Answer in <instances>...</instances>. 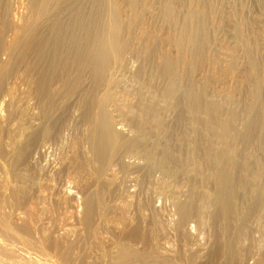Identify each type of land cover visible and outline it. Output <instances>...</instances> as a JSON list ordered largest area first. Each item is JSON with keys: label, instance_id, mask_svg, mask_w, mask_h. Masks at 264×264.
<instances>
[{"label": "rangeland", "instance_id": "374dc122", "mask_svg": "<svg viewBox=\"0 0 264 264\" xmlns=\"http://www.w3.org/2000/svg\"><path fill=\"white\" fill-rule=\"evenodd\" d=\"M63 1L59 3H62ZM120 1L122 2V5H126L128 2L127 0V2H124L125 0ZM135 1H137L136 5L134 6L132 4V8H129L131 6H127L125 11V15H127V17L120 16L121 20L120 18L118 20L116 15L114 16L116 19L113 18V14L116 13L114 11L116 10L115 7H113L114 3L112 0H66L62 4H51L49 7H52L53 9L50 10L48 7L49 9H46L45 12L39 11L42 4H45L44 0H0V19L4 22L6 21V24L3 21H1L0 24V29H2L0 30L2 40H0V64L7 61L15 63V68H13L14 71L12 70L10 75L0 81V179L3 177H10L9 183L14 184L13 182L16 183V181H14L16 180L15 174L20 171L32 174L35 180L33 181L32 179V185L33 182L36 183H34L36 186L31 185V188H28L29 190L26 191V193L29 192L28 195L25 193L22 196L19 195L20 197L12 192V189L10 188V185L12 184H9L7 188H3L2 191L4 194L0 195L1 216L10 219V214L12 215V213L21 212L20 214L22 215L26 214L25 212L28 211V207H31L30 204L33 203L32 208L36 207V203L39 201L37 197L42 191L45 196L44 202L47 206V213L43 216L52 219V221L59 219L60 212L63 207H65L69 212H77V215L81 217V213L84 210V203L86 201L91 199L95 204L102 201L105 203V215H103V217L106 222L104 221L105 223H103V218L99 219V217H97L99 214L97 216L95 215V221L92 223L97 227V236H94V238L92 237L93 235H91L89 231L90 228L86 223L80 224L75 221L77 225H74L79 229L76 227L77 230L75 229L76 233L74 234H76L77 237L73 236L74 238H72L75 241L70 243L71 252H74L75 256L74 258L68 257L61 260L58 257H52L54 256L52 250L47 249V254L54 259L56 262L55 264H117L121 261V255L123 252L122 245L128 244L134 248L138 247V250L141 248V250H147L150 248L149 245L153 247L152 243L156 249L157 247H160L159 255L164 254L166 256V254H168L167 256L177 257V264L178 262L179 264H224L225 262L223 261H226L227 259L224 254L219 253V246L216 244L217 236L214 225L209 221V224L200 226L191 218L184 224L185 226L182 229V232H177L174 225H176L175 222L177 221L178 214L174 203L169 197L160 194V196H158V189L154 186L159 185L160 183H169L180 187L181 191H185V187L181 185L180 182L173 183L168 174L165 172L164 174L162 169L156 167V164L153 166L154 163L152 164V162L145 158V155L137 149H124L126 152L123 149V152H120L121 150L117 151V154L115 153L114 155L115 157H112L114 159H112V161L108 163L109 166L107 165L105 168L103 166V161L98 158L96 152L93 150V146L97 142V136L94 131L98 132L99 128H102L101 122H99L100 126L95 123L94 127L90 124L88 116L94 114L96 115V113L100 116L103 114L104 116L107 115L106 117L107 119L109 118L108 121L111 124H108L109 129L113 132L115 131L121 140L132 139L137 135H142L145 130L149 133V130H147L149 122H146L147 124H142L145 127L141 125V122L137 123L135 120V114L137 111L134 113V110L136 109L135 107H137L140 98L143 96L148 97L150 94L149 96L154 98L153 103L156 104L155 106L157 109L161 110L155 111L156 117L154 121H152V124L154 123L159 125V129L156 130L157 133L150 132V134H148L145 131L146 134L144 133V135H146L145 137H147V139L159 137L161 138L160 140H162V138H166L168 140H166L167 144L169 143L173 148H175V144L179 141L178 139L181 136L190 135L189 137L195 138L200 135V129H194L191 132L192 127L187 130L188 126L184 121V124L181 123L182 120L178 122V120L182 117L180 113L183 112V104H186L187 102L184 95L182 94L183 97L180 95L182 91H184L185 86L178 84L177 87L180 85L184 87L182 89H179L181 86L178 89L176 88L177 91L174 95L169 97L164 96L167 79H164V77L160 75L158 76L156 66H154L157 64V56L156 54L154 55V53H157L158 55L159 50L169 51L170 53L174 46L171 43H166L169 45H166L165 43L162 45L163 43L160 44L161 42L155 41L156 45L155 42H153L151 44L152 46L149 45L150 47L148 46L147 48V50L150 48L149 51L143 53L141 35L138 36V33H141L138 30L149 27L156 30L155 34L159 33L158 36L162 34L163 28L165 27L166 29L168 27L171 28H168L169 33H185L187 36L189 33L188 37L192 39L196 38L195 40L198 44H196V48L189 47L187 49L188 54L193 53L189 56H193L197 50H200L203 47V51H208L210 52V56L218 58V62L216 64L218 69H221L224 66L225 60L228 58V50L224 46L217 45L213 39H216L217 36L223 40H229L230 37L237 38V34L239 33L238 31H243L242 33L247 35L250 40L253 39L252 42L259 47V51L261 50L260 52L258 51V54L261 56V59L259 57V59L257 58L259 61L257 62L259 64L260 61L262 62V57L264 56V0H152V3L154 4L151 3V0ZM144 1L145 4L146 2L148 3L146 4L147 6L144 5ZM189 2H195L196 4L200 3L201 6L205 7L204 9L207 10V12L209 11L212 14L214 13L213 15L211 13L209 14L215 18L213 22L208 20V25L206 24V27L203 29L200 28L199 31V25L196 22V25L195 23L192 25L197 28L193 26L195 29H189L191 32L187 30L188 27L186 26L189 24L187 20H190L188 19L189 17H187L189 16V13L187 12L190 4ZM168 4L169 6L172 5V9L167 6ZM227 5L230 7H227ZM55 6L57 7L55 8ZM143 7L144 9L147 7L148 11L147 9L142 10ZM165 7L170 10L166 11V9H164ZM173 7L175 9L178 7V11L176 10L175 12ZM226 9H230V11H227ZM48 10L50 12L47 13ZM171 10L174 11V18L173 15L171 16L169 14V11ZM37 11L40 14H37ZM143 11H145L144 14L142 13V16L146 19H144L145 23L144 21L143 23L138 21L139 23L137 22L135 26L134 22V26L132 27H134V31L136 32L132 31L128 34L127 30H125L127 27V20H134V18L140 16V12ZM137 13L139 14L137 15ZM230 13L231 17H229ZM36 14L37 24L34 26V29L36 30L33 29V33L36 35L39 32L40 33L37 35L38 37H35L36 35L34 34L33 35L37 41H35V44H37L38 49H33L34 51L30 49L33 52L32 53L28 48L24 51L22 58L24 56L25 57L23 59L21 58V61L17 58L14 59L16 55L13 49L9 47V43L17 35V37L22 36L23 32L21 31L24 29L23 26L30 23V21L32 22ZM164 14H167L168 16H165ZM255 16L259 19L258 22H255L254 20L252 22L251 19L253 18L251 17L255 18ZM172 18L176 20H172ZM117 21H121L122 27L120 28V31H118V28H115L116 26H114L117 25L115 24ZM254 22L256 26L254 25ZM71 23L72 25H70ZM212 24H216L217 28ZM123 26H126L125 29ZM183 28L188 31V33L183 30ZM256 28L257 30L260 28L258 31L256 30L258 33L254 31ZM4 29L6 30L4 31ZM67 29L69 30L67 31ZM57 31L60 32L58 33ZM47 33L49 34L47 35ZM63 33L65 38L62 36ZM115 35L117 39L119 38L118 41L115 40L116 38L114 39ZM214 35H216L215 38H213ZM52 36L54 37L52 38ZM238 36L240 38L239 40H241V35L238 34ZM127 38L130 39L132 43H129L130 40ZM60 39L62 42H60ZM254 39L257 40V43ZM124 40L128 41V44L131 45L128 46L129 49L127 48L120 53L116 50V47H118V45ZM116 42L119 43L117 44ZM259 44L261 47L258 46ZM100 46L101 49H99ZM152 47L155 51L152 50ZM156 48L158 49L156 50ZM151 51L154 53L152 54ZM243 53L244 54L235 55L234 57V61L236 62L238 68L240 65V67H243L245 63H247L246 61H248V57L245 55V52ZM13 59L15 61H13ZM102 61L104 62V65H106V63H110L111 66L105 67L103 64L102 65L104 67L100 66ZM112 63L115 64H113V67ZM186 64L187 66L184 65L186 66L184 70L188 71L189 68L190 70L192 69V77L194 75L195 79H197L196 81H201V76L203 75L205 77L209 72L206 67L204 68L205 70L202 68H199V70L198 67H194L195 65L192 66L193 64ZM258 64L257 68L261 69L263 63H260L262 66ZM115 67L117 69H115ZM103 68L105 71L101 70ZM195 68L196 71L194 70ZM199 73L202 75L199 76ZM145 81L149 84H146ZM107 83H109V85ZM228 84L230 83L228 82ZM208 91L209 90H207L205 94H208V97L210 98L212 95H209L211 92ZM206 95H204L206 97H204V99H209ZM163 97H165V99ZM163 100H166L165 102L168 105H166L167 109ZM128 112H130V115ZM198 113L194 112L195 116L196 114L197 116L201 114L200 112ZM233 120H235V117ZM196 121L197 120L195 119L193 122L196 123ZM197 123L199 124V122ZM197 123L194 125H197ZM237 124L238 119L233 121L234 128L238 126ZM96 125L98 127H96ZM140 125L141 127H139ZM91 126L96 130H94ZM185 126L186 128L184 129ZM42 127H46V131L41 134L39 131ZM238 127L235 128V130H237L234 131V133L239 131L241 128ZM136 130L137 134L135 133ZM194 131H196V133H194ZM203 131V134H201L206 137L211 132L213 133L212 130L204 129ZM17 132L18 134H16ZM212 133L208 138L214 137V134ZM162 143L165 142L162 141ZM238 144L240 143H235L236 151L241 147L244 148V145ZM147 164L150 167L153 166V168L151 167L149 170V166ZM143 165H145L144 168H142ZM20 172H18V174ZM87 172L89 175H87ZM108 177L111 179L113 178L110 184L108 182ZM145 177L148 178L146 179ZM63 188H66L71 192L68 193L69 197H67L64 204L61 205L58 204V200L60 198V192H63ZM9 191L12 193L10 194ZM156 196H158L159 199ZM124 197L125 199H128V203L132 202L128 205L131 212L129 209H126V217H128V215L130 217L133 216L132 218L135 217L134 215L137 214V208L134 206V203L138 202V200H140L139 202L147 203V209L142 211L145 216L146 214H150V212H154V214H156L155 219L157 221L159 220V227H163L160 229L162 230L161 232L158 230L159 233L157 232L156 238L150 240L147 239L149 242L145 240L139 241L138 239L130 237L127 232H120L122 227L120 224H113V226H121H117L118 228L111 226L112 221L118 220L121 217V214L119 213L121 211L117 205L123 203L125 200ZM167 198L171 201L169 202ZM116 202H118V204L115 205ZM152 206L157 208L154 209ZM30 207L29 209H32ZM78 207L79 209H77ZM74 208H76L77 211ZM133 210L136 211L135 214ZM4 214H8L9 216L7 217V215ZM149 216H147V218ZM99 222L102 223L100 224ZM0 227H2V225H0ZM12 230L23 238L28 237L25 231L19 228L18 225H12ZM191 230L193 232H191ZM146 235L148 236V234ZM254 235H257V237ZM258 235L260 234H253L252 238L259 239L258 237L260 236ZM160 239H162V241ZM12 241L14 242L12 243L13 245L15 244L14 246L16 248L19 246L22 247L19 242L17 243L14 240ZM249 241L242 249L243 256L241 264H258L261 254L264 253V236L260 237V245L256 252H251L249 250V246H251L249 244H251L253 240ZM156 243L157 245H155ZM160 244L165 245L166 248L164 246L162 247ZM183 248H185L187 254L192 255L194 260H192L191 263L183 258H178L180 256V249ZM20 249L21 248L19 247L18 250L23 252L22 249ZM118 249L121 251V254H119ZM29 252H31L30 255L32 257H35L32 255V253H34L32 250ZM232 264H237V262H233Z\"/></svg>", "mask_w": 264, "mask_h": 264}, {"label": "bare ground", "instance_id": "6f19581e", "mask_svg": "<svg viewBox=\"0 0 264 264\" xmlns=\"http://www.w3.org/2000/svg\"><path fill=\"white\" fill-rule=\"evenodd\" d=\"M61 1H63V0H44L45 4L44 5L42 4V7L39 9V11L45 12V10L49 9V8L51 10V9H53L52 7H49V6H51V4L52 5L55 3L58 4ZM65 1L66 0H64L63 2H65ZM112 1L114 3L113 7H115V10H116V11H114L116 13L113 14V18L116 19V17H114L116 15L118 20H119V18L121 20L120 16H126L127 17V15H125V11H126L127 6H131L132 4L135 6L136 2H137L135 0H127L128 1L127 2L125 0L124 2H127V4L122 5V2L120 0H112ZM134 2H135V4H134ZM62 3H59V4H62ZM151 3H152V0H151ZM189 3L190 4L188 6V11H187L189 13V16H187V17H189L188 19H190V20L189 21L187 20V22L189 24L186 23L187 24L186 27H188L187 30L194 28L195 26L192 24L195 23V25H196V22L199 25L198 31L200 30V28L203 29L204 27H206L208 20L210 22H213V20L215 18H213L212 16L209 15L211 12H209V11L207 12V10L204 9L205 7L201 6L200 3H198V4H196L195 2H189ZM141 4H143V3H141ZM146 4H148V3L146 2ZM146 4L144 1V5H146ZM152 4H154V3H152ZM228 5H227V7H230ZM167 6H169V4ZM171 6H169V7H171ZM0 7H1V5H0ZM56 7L57 6H55V8ZM129 8H132V6ZM143 9H144V7L142 8V10ZM145 9H147V7ZM164 9H166V7ZM170 9H172V7ZM170 9L167 8L166 11L170 10ZM177 9H178V7L175 9V12ZM142 10H140V11H142ZM228 10L230 11V9H228ZM147 11H148V9H147ZM48 12H50V11L48 10L47 13ZM114 12H112V13H114ZM144 12L145 11L140 12V16H137L136 18L133 17L134 20L127 18L128 19L126 22L127 27L125 26L126 29L124 26L123 27L125 30H127L128 34L131 33L132 31L136 32V31H134V27H132V26H134L133 25L134 22H135V26H136V23L138 21L139 22L141 21L143 23L145 18H144V16H142V13L144 14ZM173 12L174 11L171 10V11H169V14L171 16L173 15V18H174ZM36 13L40 14L38 11ZM177 13H179V12H177ZM182 13H184V12H182ZM188 13H187V15H188ZM231 13H230V16L229 15H227V16L231 17ZM37 14L35 15L34 19L32 18L33 19L32 22L31 21H30V23L27 22L28 24L23 26L24 29H23V31H21V32H23L22 36L17 37L18 36L17 35L9 43V47L13 49V51L15 52V55H16L14 59L17 58L18 60H20L22 58L24 51L27 50L28 48H29V50L30 49L33 50V49L37 48V44H35L37 42L35 37H38L37 35L40 32L37 35L33 33L34 26L37 24V17H36ZM138 14L139 13H137V15ZM38 16H40V15H38ZM165 16H168V15L166 14ZM225 16H226V13H225ZM173 18H172V20H176ZM232 18H233V16H232ZM251 18H253V19H251L252 22H253V20L255 22L259 21V19L256 16H255V18L254 17H251ZM6 20H8V19H6ZM1 21H3V20L0 19V24H1ZM172 22H175V21H172ZM255 22H254V25H255ZM144 23H145V21H144ZM261 23H263V22H261ZM115 24H117V25H114V26H116L115 28H118L119 29L118 31H120V28L122 27L121 21H119V22L117 21V23H115ZM70 25H72V23ZM212 25H214V24H212ZM169 26H170V24H169ZM214 27L217 28V25L215 24ZM168 28L167 29H166V27L163 28V31L161 30L162 34H160L159 36H158L159 33L155 34L156 30L151 29L149 27H145L141 30L139 29L138 31H140L141 34L138 33V36L141 35L142 52L144 53V52L149 51L150 48L147 50L148 46L149 45L152 46L151 44L155 41L161 42L160 44L163 43L162 45H164V43L165 44L171 43L174 46L172 51L170 50L172 53L171 52L169 53V51L167 52V51H160L159 50V53L157 55V53L153 52L154 55L156 54V56H157V58H156L157 64L156 65L153 64V65L156 66L158 76L160 75V76L164 77V79L165 78L167 79V84H166L165 89H164L165 90L164 96L169 97L171 95H174V93L177 91L176 88L178 89L181 86L179 89H182L185 86L184 91H182V93L180 92L181 93L180 95L182 96V94H183L184 98L187 99V102L185 101L186 104H183L184 105V107H182L183 112L180 113V115H182V117L180 118V120H178V122L182 120L181 123H183V121H184L186 123V125L188 126L187 130L192 127L191 132L194 129H196V130L200 129L201 133L203 134L204 129L205 130H212L213 133L212 132L211 133L214 134V137L208 138L209 135L211 134L210 132H209L210 134L207 135V137H206V136H203L199 131H197V132H199L200 135L196 136L195 138L189 137L190 136L189 134H188L189 136H187V135L181 136V137L179 136L180 138L178 139L179 141L175 144V148H173L169 143L167 144L168 140L166 138L165 139L162 138V140H160L161 138L158 137L159 138L158 139L156 137L154 139L148 138V139H150V140H148L147 137H145L146 135H144L146 130L143 131L144 133L141 132V133H143L142 135H137L132 139L121 140L118 137V135L115 133V131L113 132L109 129L108 124H110V122L108 121L109 118L107 119V117H106L107 115L104 116V114H103L102 116H100L99 114L96 113V115L94 114V115L88 116V120L92 126H94L95 123L97 125H99V122H101V127H102V128H99V130L97 129L98 130V132H97V131H94L96 129L91 126L94 129L93 131L96 133V136H97V142L93 146V150L96 152L98 158L103 161V166L105 168L107 165L109 166L108 163L110 161H112V159H114L112 157L115 155V153L117 151L121 150L120 152H123L122 149L124 150V149H129V148L137 149V150L141 151L145 155V158L150 160L152 162V164L154 163L153 166L156 164V167H159L160 169H162L163 173L165 172L166 174H168L171 177L170 179H172L173 183L180 182V184L185 187L184 188L185 191L184 190L181 191L180 187L174 186V185L169 184V183H160L159 185L154 186V187H157V189H158V192H159L158 196L163 195V196L169 197V198H171V200L174 203L175 209H176L177 214H178L177 221L175 222L176 225H174L176 227L175 228L176 231L182 232V229L185 226L184 224L187 222V220H189L191 218L193 220H195L197 222V224H199L200 226H202L204 224H209V221H210L215 227V232H216V236H217V238H216L217 243L216 244H217V246H219V253L224 254L226 259H227V260L224 259L226 261H223V262H225L226 264H232L233 262H237V264H241L242 256H243L242 255L243 247L246 244H248V241L251 239V240H253V242H251V244H249L251 246L248 245L250 248L249 250L251 252H256L258 250L259 245H260L259 244L260 237L264 236V56H263L264 53L262 55L263 56L262 62L260 61L261 64L263 63V66H262V65H260V63L258 64V62H259L258 59L261 57L258 54L259 47H257V45L254 44V42H252L253 39L250 40V38L247 35L242 33L243 31L242 32L238 31L239 32L238 34L241 35V40H239L240 38H239L237 32H236V34H237L238 39L230 37L229 40H223L219 36H217V37H216V35H214V37L211 36L213 38L216 37V39H213V40L216 42L217 45L224 46L228 50V54H227L228 58L225 60L224 66L221 69H218L216 67V64L218 62V58L210 56V52H208V51H203V47H202V49L197 50V52L195 51L196 53L193 56H189L193 53L188 54L187 49L189 47H195L196 48L197 47L196 46L197 41L195 40L196 38L195 39L193 38L196 41L195 42L192 38L188 37L189 36L188 31H186L183 28V30H185L188 33V36L185 35V33L173 34V32L172 33L168 32ZM195 28H197V27H195ZM37 29H38V27H37ZM70 29H71V27H70ZM164 29H166V30H164ZM169 29H171V28H169ZM176 29H177V27H176ZM0 30H2V29H0ZM5 30L6 29H4V31ZM34 30H36V29H34ZM68 30L69 29H67V31ZM239 30H241V29H239ZM256 30H257V28L254 31H256ZM189 31L191 32V30H189ZM51 32H52V30H51ZM175 32H176V30H175ZM201 32H202V30H201ZM2 33H3V31H2ZM70 33H72V32H70ZM33 34L36 36L34 37ZM48 34L49 33H47V35ZM115 34L117 35L116 32H115ZM236 34H235V36H236ZM63 35H64V33L62 34V36ZM116 35H115L114 39L116 38ZM53 37L54 36H52V38ZM193 37H195V36H193ZM253 37H254V35H253ZM255 37H256V34H255ZM55 38H56V36H55ZM118 39L116 38L115 40L118 41ZM121 39H123V38H121ZM256 39H254V40H256ZM0 40H1V31H0ZM37 40H38V38H37ZM128 40H130V39H128ZM60 42H62L61 39H60ZM130 42H131V40L129 41V43ZM256 43H257V40H256ZM204 44H205V42H204ZM129 45H131V44H128V41L124 40L121 44L118 45V47H116V50L121 53L124 50H126ZM155 45H156V42H155ZM166 45H169V44H166ZM258 46H260V44ZM15 49H16V51H15ZM99 49H101V46ZM157 49L158 48H156V50ZM159 49H160V45H159ZM139 50H140V48H139ZM152 50L155 51V49H153V47H152ZM163 50H166V49H163ZM206 50H208V49H206ZM31 52H30V54H31ZM243 52H245V55L248 57V61H246L247 63H245L244 66L242 65L243 67H240L241 66L240 65L238 68L236 62L234 61V57H235V55L244 54ZM28 53H26V54H28ZM151 53H152V51H151ZM50 54H51V52H50ZM241 56H243V55H241ZM14 59H13V61H15ZM103 60H104V58H103ZM11 61H12V59H11ZM93 61H95V60H93ZM151 62H152V60H151ZM234 62H235V64H234ZM103 63L104 62L102 61L100 66H103L104 65ZM186 63H190L191 65L193 64L192 66L195 65L194 67H198V69L199 68L204 69L206 67V68H208L207 70H209V72H208L207 76H205V77L199 73V76L202 75L203 79L201 76V79L198 77L201 81H196L197 79H195L194 75H193V77L195 80L192 77V73H193V71H191L192 69L191 70H190V68L188 69V71H190V72L184 70L185 67L187 66ZM113 64L114 63H112V67H113ZM190 64H188V65H190ZM257 64L262 66L261 69L257 68ZM14 65H15V63L8 62V61L0 64V81L3 78H5L6 76L11 74L13 68H15ZM184 65H186V66H184ZM234 65H236V66H234ZM104 66L106 67V66H111V65H110V63H108V64L106 63V65H104ZM260 66H258V67H260ZM116 67H117V65H116ZM116 67H115V69H117ZM194 67H192V68H194ZM100 68H102V67H100ZM101 70H104V68ZM108 70H107V72H108ZM194 70L196 71V68ZM155 77L157 78L156 75H155ZM117 78H118V76H117ZM106 80H108V79H106ZM109 80H110V78H109ZM102 82H103V80H102ZM228 82L230 84H228ZM45 84H46V82H45ZM107 84L109 85V83H107ZM146 84H149V83L146 82ZM178 84H182L184 86L182 87V85H180L179 87H177ZM103 85H104V83H103ZM207 90H209L208 92H211V94H209V95H212L210 98L208 97V94L207 95L205 94V92H207ZM44 92H45V90H44ZM149 95H148V97L147 96L141 97L140 101L137 104V107H135L136 109L134 108L135 109L134 113H135V111H137V113H136L137 115L135 114V117H136L135 120L137 121V123L141 122V125H142L143 123L149 122V124L147 126V128H148L147 130H149V133H148V131H146L148 134H150V132L155 133L156 130L159 129V125L154 124V123L152 124V121H154V119L156 117L155 111L161 110V109H157V107L155 106L156 104L153 103L154 98H152ZM204 95H206L209 99H204V97H205ZM163 98L165 99V97H163ZM166 100H167V98H166ZM164 105L166 107V105H167L166 102ZM170 105H171V103H170ZM123 109H124V107H123ZM166 109H167V107H166ZM127 111H128V108H127ZM194 112L195 113L200 112L201 114L198 116L196 114V116H195ZM16 113H17V111H16ZM104 113H105V111H104ZM129 113L130 112H128V114ZM132 113H133V110H132ZM91 114H93V113H91ZM202 114H204V115H202ZM126 115H127V113H126ZM98 116H100V117H98ZM234 117H235V120L238 119L237 125L239 127L237 125L236 126L238 128L241 127L239 129V131H237L238 134H237V132H235L237 135L234 133V131L237 130V129L235 130V128H237V127L234 128V126H233V121H235V120H233ZM130 118H129V121H130ZM195 119L197 120L196 123L199 122V124L197 123V125H194V124H196L195 122H193ZM97 125H96V127H98ZM141 125L139 127H141ZM234 125H235V122H234ZM142 126H144V125H142ZM131 128H133V127H131ZM161 128H160V130H161ZM185 128H186V126L184 127V129ZM45 131H46V127H42L39 132L42 134ZM118 131H119V129H118ZM191 132H189V133H191ZM135 133L137 134V130ZM194 133H196V131H194ZM16 134H18V132ZM182 134H184V133H182ZM180 135H181V133H180ZM191 135H193V134H191ZM162 141L165 143H162ZM236 142L240 143L238 145H241V144L244 145V148L241 147V148L237 149V147H236V149H237V151H236L235 150V146H236L235 143ZM128 161H130V160H128ZM134 164H136V163H134ZM145 165H143V167L142 166L141 167L144 168ZM153 166H151V167L153 168ZM151 167L149 166V170ZM18 172H20V171H18ZM18 172H17V174H15L16 180H14V181H16V183L13 182L14 184L9 183L10 177H8V178L3 177L2 179H0V195L4 194L2 190L5 187L7 188V186L9 184H12V185H10V188L12 189V192L18 196L24 195L26 193V191L29 190L28 188H31L32 179H33V181H35L33 178V175L25 173V172H20L18 174ZM5 173H7V172H5ZM87 175H89L88 172H87ZM5 176H8V175H5ZM12 178H14V177H12ZM35 179H36V177H35ZM112 179L111 178L108 179L109 184L112 181ZM10 181H13V180H10ZM34 183L35 182H33V185L36 184V183L35 184ZM151 189H153V188H151ZM157 189H154V190H157ZM12 192H10V194ZM69 192H71V191L67 190L66 188L65 189L63 188V192H60V198L58 200V204H61V205L64 204L65 199L67 197H69L68 196ZM28 193H26V194L28 195ZM158 196H156V197H158ZM44 197L45 196H44L43 191L40 192L39 196L37 197V199H39V201H38V203H36V207L32 208L33 203L32 204L29 203L31 205V207L30 206L29 207L32 209H29V207H28V211L25 212L26 214H24V215L20 214L21 212L20 213L16 212V213H12V215L10 214V219H7L4 216H1L2 212L0 213V225H2V227H0V264H53V263L55 264L56 262L54 261V259L52 257H58L61 260H64L68 257L74 258L75 254H74V252H71L70 243L75 241V240H73V238H74L73 236H76V234H74V233H76L75 229L77 227V226L75 227V225H77L75 221H77L80 224L86 223L90 228L89 231H90L91 235H93L92 236L93 238H94V236H97V232H98L96 225H94L92 223L95 221L94 220L95 215L97 216L99 214V216H97V217H99V219L103 218V223L106 222L104 220V217H103V215H105L104 214V207H105L104 204L105 203H103L101 201V202H98L95 204L91 199L84 203V210L82 213L80 212L82 214L81 217L77 215L78 214L77 212H75V211L69 212L66 210L65 207H63L61 212H60L59 219L52 221V219H49L48 217L43 216L47 213V206L45 205L46 203L44 202L45 201ZM124 199H125V197H124ZM124 199H122V200H124ZM158 199H159V197H158ZM125 200L120 205L118 204L119 201L115 203V205L118 204L117 207L119 206L118 208L121 211V212H119L121 214L120 215L121 217L118 220L112 221L111 226H113L114 223L120 224L122 227L120 225H117V226L121 227L120 232H122V233L127 232L130 237H132L134 239H138L139 241H142V240L148 241L150 239L156 238V234H157L158 230L163 228V227H161V228L159 227V225H160L159 220L157 221L155 219L156 214H154V212H150V214H148V215L146 214V216H145L144 212H142V211L144 209H147L146 208L147 203L139 202L140 200H138V202H135L137 205L134 203V206L137 208V214H135L136 211H134L136 209L133 210L135 217L132 218L133 216L130 217L127 213L128 217L131 218L130 219V218L126 217V209H129V211H130V208H128V205H130V203H132V202L128 203V201H127L128 199H125ZM168 200H169V202L171 201L170 199H168ZM73 203H75V202H73ZM152 208H154V207L152 206ZM156 208H154V209H156ZM74 209L77 211V209H79V207L77 209L76 208H74ZM152 211H154V210H152ZM127 212H128V210H127ZM22 213H24V212H22ZM4 215H7V217L9 216L8 214H4ZM147 216H149L150 218L149 217L147 218ZM149 219H150V221H149ZM12 225H14V226L18 225L19 228H21L23 231H25V233L27 234L28 237L23 238L20 235H18L15 231L12 230ZM52 225H53V227H52ZM117 226H115V227L118 228ZM166 230H167V227H166ZM161 231L162 230H160V232ZM163 231L166 232L165 230H163ZM191 232H193V231L191 230ZM255 233L260 234V235H258V236H260V237H258L259 239H257V238L253 239L252 238L253 234H255ZM146 234H148V236ZM167 234H166V236H167ZM255 237H257V235ZM158 239H156V240H158ZM12 240L16 241L17 243L19 242V244L22 245V247L21 246H19V247L22 249L23 252L19 251L18 250L19 247H17L18 248L17 249L14 246L15 244L13 245L14 242ZM160 240L162 241V239H160ZM151 243H152V240H151ZM165 244H167V243H165ZM48 245H49V247H48ZM155 245H157V243ZM149 246L151 249L148 248L146 250L143 248L144 250H141L142 248L141 249L139 248L141 250L140 251V250H138V247L134 248L133 246H130L128 244L122 245V251L123 252L121 255V261H119L117 264H177L176 263L177 257L175 258L172 256H167L168 254H166V256L164 254L159 255V253H160L159 248L160 247L159 248L157 247V249H156V247H154L153 243H152L153 247H151V245H149ZM161 246L162 247L164 246L166 248L165 245H161ZM169 248H171V247H169ZM47 249L52 250L54 256H52V257L49 256L46 252ZM30 250H32L34 252V253H32V255H34L36 258L32 257L30 255L31 254V252H29ZM180 250H179L180 256L177 254L179 256L178 258H183L190 263L192 262V260H194L192 255H189L186 253L187 251L185 250V248L180 249ZM118 251H119V254H121V251L119 249H118ZM157 251H158V253H157ZM164 251H167V250H164ZM172 254H173V252H172ZM178 264H179V262H178ZM258 264H264V253L261 254V256L258 260Z\"/></svg>", "mask_w": 264, "mask_h": 264}]
</instances>
